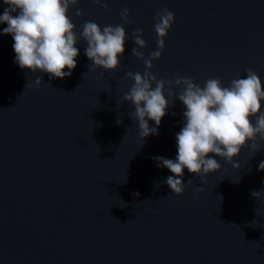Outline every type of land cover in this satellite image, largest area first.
<instances>
[{
  "label": "water",
  "instance_id": "water-1",
  "mask_svg": "<svg viewBox=\"0 0 264 264\" xmlns=\"http://www.w3.org/2000/svg\"><path fill=\"white\" fill-rule=\"evenodd\" d=\"M105 2L107 9L79 0L68 15L77 34L87 21L123 24L115 71L92 70L81 38L72 75L49 79L21 69L12 36L0 35V264H264V142L258 152L251 142L241 150L239 170L214 156L221 168L205 183L185 168L177 196L165 183L173 173L153 157L175 159L182 102L173 101L159 134L144 141L130 117L134 106L120 105L134 84L126 73L145 71L131 55L132 33L142 30L147 46L138 50L148 58L157 49L156 13L165 8L175 22L153 61L157 79L188 76L203 86L218 77L228 86L251 68L264 85V0ZM5 7L0 0V14Z\"/></svg>",
  "mask_w": 264,
  "mask_h": 264
},
{
  "label": "clouds",
  "instance_id": "clouds-1",
  "mask_svg": "<svg viewBox=\"0 0 264 264\" xmlns=\"http://www.w3.org/2000/svg\"><path fill=\"white\" fill-rule=\"evenodd\" d=\"M78 2L79 0H3L7 7L0 14V24H6L7 27L0 29V35L12 36L15 63L21 69L47 73L49 79L70 77L77 66L79 49L76 45L81 38L87 44L85 55L92 61V70L102 68L115 71L120 66L119 57L123 55L126 43L123 24L101 28L97 23L87 21L82 25V32L77 34L76 25L68 12ZM94 2L107 9L106 2ZM129 14L127 8L121 12L125 23L129 22ZM76 15L82 16L83 13L77 10ZM155 19L153 27L157 33V49L148 58L138 50L147 46L142 39V30L136 29L132 33L136 47L132 49L131 55L144 61L145 71L143 74L132 71L126 73V77L133 80L134 84L122 97L120 105L130 102L134 106L130 117L138 121L139 136L144 141L150 135L159 134L158 127L162 118L168 114L167 109L175 107L173 101L178 99L182 102L185 108L184 122L175 135V159L153 157L158 168H167L173 173L166 178L165 183L170 187L171 193L179 196L183 194L185 187V168L189 173L201 177V183H205L204 176L221 168L214 156L223 158L239 170L240 164L234 162V158L249 146V142L254 152L261 150L258 139L264 142V85L259 74L251 68L245 69L246 78H234L228 86H224L218 77L207 79L203 86L188 76L177 75L174 80L157 79L151 72L153 61L161 58L166 46L165 38L175 17L165 8L156 13ZM41 83L42 77L37 76L35 84L39 86ZM27 87L31 85L27 84ZM177 87L180 88L179 93L174 91ZM165 92L172 100L166 98ZM149 120L154 121L156 127H150ZM117 123L121 121L118 120ZM258 170L264 171V161L260 162ZM193 183L192 179L187 181L188 185ZM261 194V191L251 193L256 199ZM134 195L138 196L139 193Z\"/></svg>",
  "mask_w": 264,
  "mask_h": 264
}]
</instances>
